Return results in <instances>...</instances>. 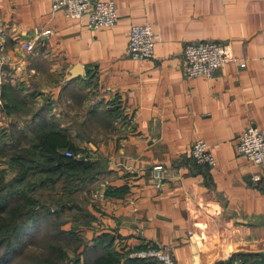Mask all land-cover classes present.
Returning <instances> with one entry per match:
<instances>
[{
    "label": "crops",
    "instance_id": "obj_1",
    "mask_svg": "<svg viewBox=\"0 0 264 264\" xmlns=\"http://www.w3.org/2000/svg\"><path fill=\"white\" fill-rule=\"evenodd\" d=\"M114 1L116 23L91 29L86 15L53 11L52 0H0V125L10 121L22 145L60 130L105 160L79 193L89 239L106 230L127 247L169 245L175 264L263 251L264 166L236 143L246 126L264 128V0ZM145 21L155 50L138 61L128 29ZM199 40L221 42L236 59L184 77V44ZM200 138L214 165L189 161Z\"/></svg>",
    "mask_w": 264,
    "mask_h": 264
},
{
    "label": "trees",
    "instance_id": "obj_2",
    "mask_svg": "<svg viewBox=\"0 0 264 264\" xmlns=\"http://www.w3.org/2000/svg\"><path fill=\"white\" fill-rule=\"evenodd\" d=\"M6 135L5 129L0 128V161L14 174L6 179L5 170L0 167V264H11L14 257L24 252L20 236L26 234L27 227L29 236L37 235L40 229L29 231L37 222L46 223L58 240L44 247L42 264L162 262L155 255L130 256L133 249L142 245L127 247L123 240L116 241L115 235L106 230L94 233L91 239L85 237V230L92 227V215L86 205L87 199L80 198L79 193L97 173L103 172L105 160L93 161L86 155L84 158L64 154L63 149L77 152L81 148L60 130L35 132L24 145L20 143L22 140L7 142ZM188 159L194 164H207L195 161L190 154ZM67 221L69 226H66ZM19 239L20 243H15ZM62 239H72L75 244L68 240L59 242ZM71 255H75L74 258ZM238 255L243 258L242 264L258 256L257 253L238 252L233 257Z\"/></svg>",
    "mask_w": 264,
    "mask_h": 264
},
{
    "label": "built area",
    "instance_id": "obj_3",
    "mask_svg": "<svg viewBox=\"0 0 264 264\" xmlns=\"http://www.w3.org/2000/svg\"><path fill=\"white\" fill-rule=\"evenodd\" d=\"M62 8L63 14L69 18H80L87 16V25L92 28L106 27L116 23L118 12L114 0H52L51 9L55 11ZM129 37L127 41V51L130 56L138 61L145 60L154 54V29L152 23L145 21L144 23H132L129 27ZM48 32L49 29L42 30ZM26 49H31L32 44L26 42ZM2 47L0 46V52ZM3 56L0 57V79L2 78L3 69L1 68ZM236 59L219 41L199 40L197 42H189L184 44L183 49V68L182 74L186 78L197 77L198 75H211L225 60ZM242 65L245 63L242 62ZM0 104L2 99L0 95ZM131 119V118H130ZM239 152L255 164L264 166V128L255 125H248L241 130L236 143ZM66 155L84 157L85 154L80 151L72 152L70 149H63ZM189 154L197 162H205L214 165L216 159L208 148L207 142L203 139L195 140L188 148ZM157 170L154 174L156 183L160 181L161 165H156ZM169 245L164 249L156 247L133 249L129 255L132 256H150L155 255L162 260L163 264H175V258L169 251ZM241 256H228L220 263L216 264H242Z\"/></svg>",
    "mask_w": 264,
    "mask_h": 264
},
{
    "label": "rangeland",
    "instance_id": "obj_4",
    "mask_svg": "<svg viewBox=\"0 0 264 264\" xmlns=\"http://www.w3.org/2000/svg\"><path fill=\"white\" fill-rule=\"evenodd\" d=\"M17 117H22V115H16ZM10 121L7 122L6 125L2 124L0 125V128H4L5 129V133H7L6 135V139L8 140L7 142H11L14 143L15 140H22L23 138L20 137V131L16 130V129H12L10 128ZM7 127V129H6ZM21 143V141H20ZM22 144V143H21ZM13 149L14 147H10V149ZM80 148V147H79ZM80 152L81 150L78 149ZM0 167L2 169L5 170L4 173H6L5 178L8 179L9 177H11L14 173L13 170L7 168L6 164L3 163L2 161H0ZM81 198V197H80ZM52 226V225H50ZM49 226V227H50ZM66 226H69V224H66ZM48 225L45 223L44 225L38 224L37 223H33V225L31 226V229L29 231H33L35 230H39L36 234L29 236L28 229L29 227L26 228L25 230V235H21V243L19 242L20 239L17 241H15V243H20V246H24L22 247L24 249V252L22 254H18V256L14 257V259L12 260L11 264H42L40 261L42 259V255L44 254V247L49 246V244H51L52 242H56V238H55V233L51 231H49L47 229ZM36 232V231H35ZM29 236V237H28ZM28 237V238H27ZM17 238V237H16ZM15 238V240H17ZM63 240H68L69 242H71L73 245L75 244V242L72 239H62L59 240V242L63 243ZM58 241V240H57ZM42 256V257H41ZM75 255H71L72 258H74Z\"/></svg>",
    "mask_w": 264,
    "mask_h": 264
},
{
    "label": "water",
    "instance_id": "obj_5",
    "mask_svg": "<svg viewBox=\"0 0 264 264\" xmlns=\"http://www.w3.org/2000/svg\"><path fill=\"white\" fill-rule=\"evenodd\" d=\"M73 74L75 73H81V69L76 64V68L72 71ZM258 256H255V258L251 259L247 264H264V250L257 252Z\"/></svg>",
    "mask_w": 264,
    "mask_h": 264
}]
</instances>
